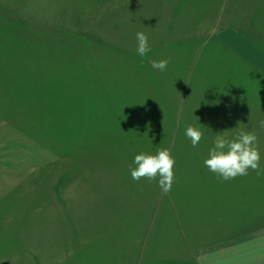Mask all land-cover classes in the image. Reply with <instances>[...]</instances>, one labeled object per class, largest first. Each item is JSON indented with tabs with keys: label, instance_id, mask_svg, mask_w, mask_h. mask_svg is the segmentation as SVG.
<instances>
[{
	"label": "crops",
	"instance_id": "1",
	"mask_svg": "<svg viewBox=\"0 0 264 264\" xmlns=\"http://www.w3.org/2000/svg\"><path fill=\"white\" fill-rule=\"evenodd\" d=\"M126 6L121 28L111 5L93 19L80 16L79 29L96 44L125 52L126 106L137 116L142 110L144 123L160 126L152 139L186 145V126H194L203 133L199 144L171 151L205 159L225 130L229 138L254 131L261 142L264 0H126ZM137 32L148 37L151 50L144 57L136 51ZM160 59L169 60L163 72L150 63ZM200 163L191 171L204 178L182 176L168 194L158 184L136 191L118 181L95 205L78 249L63 247L57 257L59 250L48 249L51 257L59 264H70L72 252L79 253L78 264L94 254L105 256H94L106 259L99 264H264V160L259 175L249 170L228 181Z\"/></svg>",
	"mask_w": 264,
	"mask_h": 264
},
{
	"label": "rangeland",
	"instance_id": "2",
	"mask_svg": "<svg viewBox=\"0 0 264 264\" xmlns=\"http://www.w3.org/2000/svg\"><path fill=\"white\" fill-rule=\"evenodd\" d=\"M111 5L125 26L126 0H0V264H59L48 249L59 250L56 257L63 247L78 249L95 205L118 181L136 191L158 184L131 178L135 155L190 148L157 139L160 126L127 109L121 46L81 35L79 17L93 19ZM171 154L175 181L207 175L191 171L205 158ZM70 256V264L80 263L79 253ZM94 256L105 257L86 255L84 262L106 261Z\"/></svg>",
	"mask_w": 264,
	"mask_h": 264
},
{
	"label": "clouds",
	"instance_id": "3",
	"mask_svg": "<svg viewBox=\"0 0 264 264\" xmlns=\"http://www.w3.org/2000/svg\"><path fill=\"white\" fill-rule=\"evenodd\" d=\"M137 54L141 57L151 50L148 37L143 32L136 33ZM151 67L160 72L167 69L169 60H152ZM264 128V120L259 122ZM185 135L190 139L191 145L196 147L202 139L203 133L194 126H186ZM261 152L259 150L258 137L254 131L241 129L234 138H229L227 131L216 135L214 146L210 149L208 158L204 160L207 169L224 181L234 180L237 177L247 176L249 170L260 174ZM135 167L129 165L131 178L139 182L146 179L149 182L157 180L163 194L172 190L175 182V159L167 148L158 149L156 154L141 152L134 157Z\"/></svg>",
	"mask_w": 264,
	"mask_h": 264
}]
</instances>
